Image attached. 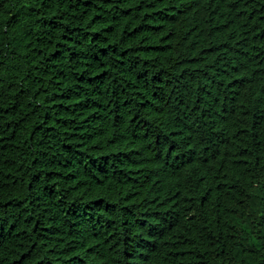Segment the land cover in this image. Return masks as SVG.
I'll return each mask as SVG.
<instances>
[{"label":"trees","instance_id":"trees-1","mask_svg":"<svg viewBox=\"0 0 264 264\" xmlns=\"http://www.w3.org/2000/svg\"><path fill=\"white\" fill-rule=\"evenodd\" d=\"M0 264H264V0H0Z\"/></svg>","mask_w":264,"mask_h":264}]
</instances>
